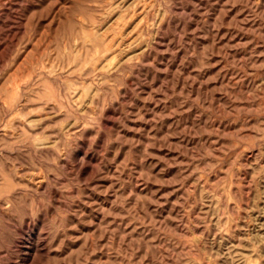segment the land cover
Segmentation results:
<instances>
[{"label":"rangeland","instance_id":"obj_1","mask_svg":"<svg viewBox=\"0 0 264 264\" xmlns=\"http://www.w3.org/2000/svg\"><path fill=\"white\" fill-rule=\"evenodd\" d=\"M0 264H264V0H0Z\"/></svg>","mask_w":264,"mask_h":264}]
</instances>
